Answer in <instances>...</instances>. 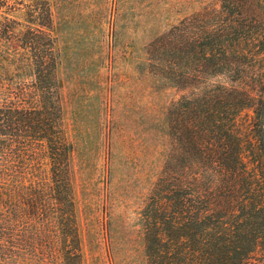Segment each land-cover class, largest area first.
Returning a JSON list of instances; mask_svg holds the SVG:
<instances>
[{
	"label": "trees",
	"instance_id": "trees-1",
	"mask_svg": "<svg viewBox=\"0 0 264 264\" xmlns=\"http://www.w3.org/2000/svg\"><path fill=\"white\" fill-rule=\"evenodd\" d=\"M50 25L48 0H0V264H83ZM147 51L184 91L146 205L149 264H264V0L206 5Z\"/></svg>",
	"mask_w": 264,
	"mask_h": 264
},
{
	"label": "rangeland",
	"instance_id": "rangeland-1",
	"mask_svg": "<svg viewBox=\"0 0 264 264\" xmlns=\"http://www.w3.org/2000/svg\"><path fill=\"white\" fill-rule=\"evenodd\" d=\"M48 1L82 262L149 264L146 205L184 91L152 71L147 46L218 0Z\"/></svg>",
	"mask_w": 264,
	"mask_h": 264
}]
</instances>
